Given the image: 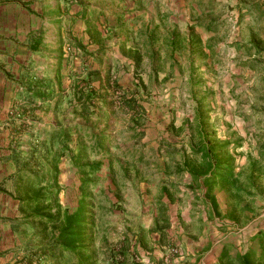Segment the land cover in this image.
<instances>
[{"label": "rangeland", "instance_id": "1", "mask_svg": "<svg viewBox=\"0 0 264 264\" xmlns=\"http://www.w3.org/2000/svg\"><path fill=\"white\" fill-rule=\"evenodd\" d=\"M95 1H99L97 2L99 4L96 3L95 8L98 12L95 13L97 19H94L96 21L99 18L102 19L96 25L105 36L107 35L106 50L103 54H99V60L94 56L98 48L82 52L80 55L83 56V60L84 58L86 61L90 59L91 63L84 66L82 73L75 80L78 82L83 79L88 69L99 70L100 81L103 83L96 80L92 83L93 87L116 102L113 110L107 111L103 108L105 114L101 117H90V120L85 121L83 118L68 113L69 105L74 100L70 102V99L67 101L64 99L61 106L64 110L60 113L63 114L61 115L62 124L75 122L97 125L99 129L106 130L108 141L115 144L112 151L116 154L113 159L115 174L117 173L116 181L111 179V173L106 165L101 171L90 175L94 181L90 189L94 197L91 202L94 205L91 211L95 223L93 235L95 246L100 245L102 239H106L109 244L108 248H111V253L115 254L125 235V228L122 224H125L127 217L123 216V209L136 207V191L140 197H144L145 193L151 190L156 191L157 184L162 180L161 172L156 171L151 174V179L148 177L144 179L147 176L144 171L149 168L147 164L150 159H182L187 155L193 159L191 146L197 145L200 141L196 136L194 124L191 122L196 105L201 107L203 115L208 118L205 133L214 136L212 142L215 141L217 146L221 143H228L229 149L226 155L233 157L235 171L241 182L237 185L242 186L244 191L252 177L248 176L250 167L247 159L250 161L255 159L256 174L253 187L256 197L250 199L244 195L243 200L237 198V205L232 206H236L239 211L236 215L231 214L230 216H235L231 219H235L234 222L238 220L236 223L242 226L254 215L261 220V223H264V200L261 196L264 187V161L256 157L258 148L254 130L258 131V128L255 127L256 116L252 107L255 103L252 90L264 87V72L252 73L249 66L240 65L239 62L248 57L246 51L245 53L238 52L237 48L229 42L232 35L236 33L237 27L245 26L247 19L237 20L230 13L225 19H219L221 13H218V18L211 17L212 19L207 21L212 24L210 27L203 25V19L209 18L211 13H214V10L205 12L204 9L214 8L218 4L216 1H208L199 7L190 5V20H184L187 15L183 6L178 5V0ZM184 8L188 9V6L185 4ZM220 8L221 6L218 5L217 11H220ZM222 11L225 13L227 9H222ZM119 14L129 19V27L134 30L132 41L130 35L126 38V32L123 29H117V32L109 29V25ZM172 23L177 24L174 30L180 35V45L176 49L169 48L165 41V38H170ZM153 31L157 37L154 43L156 57L148 55L144 45L146 41L144 35H149L148 33ZM191 32L196 35L198 32H204L203 37L213 33L211 38L207 39L206 44L202 43L204 54L195 53L198 50L197 46L193 49L189 48L187 38ZM136 44L140 47L139 53L142 60L137 67H134L132 59L125 51L127 47H134ZM120 55L124 59H117ZM239 56L244 58L238 61ZM116 59L118 66H116ZM122 70L129 73L122 75ZM105 77L108 78L107 82ZM116 83L123 87L125 93L128 91L127 97H130V92L137 91L135 94L141 105L139 115L120 104L121 96L124 95H121L122 88L121 90L113 88ZM71 87L72 85L69 89L70 98L72 96ZM244 113L248 115L247 120ZM50 133L46 137V143H57L55 136L53 140L48 139ZM139 133L142 134L138 136ZM71 135L72 142L69 144L76 152L77 138L80 135L74 130ZM84 139L87 143L88 137ZM39 143L44 142L33 143L32 148H38ZM207 144L212 145V143ZM94 158L103 159L105 163L108 161V157H93L92 155L90 160ZM200 158L201 156H197L194 159L199 160ZM58 169V200L63 206L66 205L73 209L81 196L79 189L81 176L70 161L68 153L59 160ZM126 169L130 170L129 178L125 174ZM174 170L180 171L170 162V173H176L173 172ZM146 183L149 185L145 190ZM151 184L154 186L151 187ZM215 190L221 203L225 200V205L232 204L227 200L230 198L224 193L225 191L217 187ZM220 190L223 192L220 193ZM258 190L260 196L257 195ZM116 194L120 195L119 201ZM239 202L251 208L249 211L251 215L243 212ZM21 216L20 211L16 220L19 230L16 231L15 236L23 246L20 247L22 248L19 254L21 258L15 264H71L75 260L72 254L65 255L66 259H58L51 253L44 256L43 253L27 250L26 247L40 243L41 236L35 227H29L27 220L22 222ZM234 222L229 224L232 231L238 229H233L236 226ZM99 255L98 257L102 258L101 251ZM109 257L111 258V256L105 257L107 259L105 263L104 260L100 262L114 264ZM118 257L120 256H117V259Z\"/></svg>", "mask_w": 264, "mask_h": 264}, {"label": "crops", "instance_id": "2", "mask_svg": "<svg viewBox=\"0 0 264 264\" xmlns=\"http://www.w3.org/2000/svg\"><path fill=\"white\" fill-rule=\"evenodd\" d=\"M178 1L187 15L184 20L191 19L190 5L199 7L208 1L218 2L220 11L216 5L204 9L205 12L214 10L215 14L212 12L209 18H204L203 25L208 26L211 17L218 18V13H221L219 19H225L229 13L237 20L247 19L245 26L237 27L236 33L230 36V44L245 53L244 44L260 39L264 49V0ZM97 2L0 0V264H15L21 258L22 244L15 236L20 212L16 199L17 173L23 154L30 151L32 144L44 142L54 126L62 124V102L70 99V86L77 82L75 79L84 66L91 63L80 54L99 46L90 40L87 31L88 23L96 18ZM82 4L90 6L83 10ZM185 4L188 9L184 8ZM176 26L172 23L170 32ZM203 33L198 32L197 36L206 44L213 33L205 37ZM190 36L189 33L187 39ZM240 57L238 61L244 58ZM117 59L124 58L120 55ZM128 73L121 71L122 75ZM256 157L264 161L259 155ZM247 160L248 176L252 177L245 197L254 199L255 159ZM184 161L179 158L148 161L144 179H151V174L157 171L161 172L162 180L156 191L146 192L144 197L136 191V207L123 209L127 219L122 224L125 235L121 243L126 252L119 257V264H216L223 247H230L229 252L235 254L256 245L252 237L264 223L253 215L239 226L238 220L234 222L230 216L239 211L232 206L237 205L235 199L228 197L232 204L227 206L225 200L221 203L216 196L217 206H213L205 196V187L194 183L186 170L170 173V162L176 166ZM192 184L195 189L190 187ZM216 193L213 190L211 194ZM261 196L264 200V187ZM243 205H239L243 212L251 215V208ZM230 222L236 224L233 228H238L236 231L231 230ZM172 247L177 249L176 253L171 252Z\"/></svg>", "mask_w": 264, "mask_h": 264}, {"label": "trees", "instance_id": "3", "mask_svg": "<svg viewBox=\"0 0 264 264\" xmlns=\"http://www.w3.org/2000/svg\"><path fill=\"white\" fill-rule=\"evenodd\" d=\"M89 6L82 4L83 10ZM96 19L88 23L87 31L90 40L99 43L97 53L94 54L99 60V54H103L106 50V43L103 40V33L96 25ZM211 25L208 23L209 27ZM109 29L111 31L114 30V32H117V29H123L126 32V38L130 35L131 41L133 40L134 30L129 27V19L120 14L109 25ZM148 34L144 35L146 38L144 43L146 51L148 55L156 57L157 55H155L156 52L154 51V43L157 41L155 31ZM190 35V38L187 39L189 48L193 49L197 46L198 50L195 53L201 52L204 54L201 40L193 32ZM179 38V33L173 30L170 38H165V41H167L169 48L176 49L180 45ZM251 44L246 43L243 45L248 57L239 63L242 66H249L251 70L264 72V49L261 40L255 41L254 39ZM208 46L210 47L211 45L208 44ZM139 51L140 47L137 44L134 47H127V51H125L132 59L134 67H137L142 60ZM105 79L107 82L108 78L105 77ZM96 80H101L99 70L88 69L83 79L72 85V96L69 101L74 100V102L70 103L68 113L86 121L90 120V117H101L105 114V110H113L116 101L102 95L98 89L93 87L92 83ZM106 82L105 85L107 84ZM102 83L100 84L103 85ZM113 88L116 90H121L122 88L121 95L124 96H121L120 104L139 115V106L141 105H139L135 94L137 91L135 93L130 92V97H127L128 91L125 90L127 91L125 93L121 85L116 83ZM252 93L255 97V103L252 106L256 116L255 127L258 128V131L254 130V136L256 137L258 155L260 158H264V87L254 89ZM244 116L247 120L248 115L244 113ZM207 120L208 118L203 115L201 107L196 105L191 122L194 124L196 136L199 137L200 141L197 145L191 146L193 159L188 155L183 157L182 159L185 161L180 163V165H176V168L181 172L186 170L194 183L205 187V196L209 198V202L213 206H217V193L213 195L211 193L216 187L225 191L224 193L231 199L233 198L236 201L237 198L238 200H243L246 193L242 186L237 185L240 180L237 173L234 172L233 157L226 155L229 145L228 143H221L217 146L215 141L212 142L214 136L205 133ZM73 130L80 135L77 138L78 146L76 152L73 151L74 149L69 144L72 142L71 134ZM141 134L139 133L138 136ZM54 136L57 143H46L44 141V143H39L40 146L38 148L34 147L23 154L22 165L17 173L16 198L22 212L20 220L22 222L27 220L29 227H35V230L41 236L39 238L40 243L28 246L26 249H31L35 253H43L45 254L44 256L51 253L58 259H66L65 255L72 254L75 260L71 264H102L100 261L104 260L105 263L107 260L106 256H111L109 259L112 260V263L117 264L119 259V257L117 259V256H124L126 252L124 246L122 248V243L115 254H112L106 239H102L101 244L96 246L93 241L95 223L91 211L94 205L91 202L94 197L90 189L94 182L90 175L101 171L104 165L109 169L111 179L116 181L115 176L117 173L115 174L113 163L116 154L112 151V147H115V144L108 141L106 130L103 128L99 129L97 125H88L87 123L70 122L57 124L51 130L48 139L53 140ZM86 136L88 137L87 143L84 141ZM207 143H212V145ZM67 153L73 166L76 167L81 176L79 186L81 196L73 209L66 205L63 206L58 200V162ZM91 155L93 157H108V161L105 163L100 158L90 160ZM197 156H201V158L199 160L194 159ZM125 174L129 178L130 170L126 169ZM190 187L195 189L193 184ZM243 192L244 194H242ZM116 197L119 201L120 195L116 194ZM112 205L115 204L112 203ZM243 206L245 207L246 205L244 204ZM231 217L234 218L235 216L232 215ZM25 224L27 223L25 222ZM26 228L25 230H27ZM252 239L256 242V245H250L244 252L232 254L229 252L230 247H223L216 264H264V226L257 230ZM103 247L105 248L103 249ZM99 251L103 255L102 258L98 257L100 256Z\"/></svg>", "mask_w": 264, "mask_h": 264}, {"label": "built area", "instance_id": "4", "mask_svg": "<svg viewBox=\"0 0 264 264\" xmlns=\"http://www.w3.org/2000/svg\"><path fill=\"white\" fill-rule=\"evenodd\" d=\"M170 250H171L172 253H176L177 252V249L175 247H172Z\"/></svg>", "mask_w": 264, "mask_h": 264}]
</instances>
